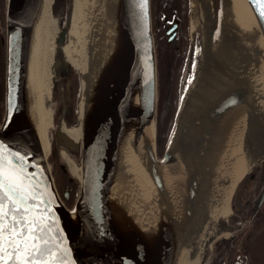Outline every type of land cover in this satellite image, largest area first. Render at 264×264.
<instances>
[{"label":"water","instance_id":"95a60500","mask_svg":"<svg viewBox=\"0 0 264 264\" xmlns=\"http://www.w3.org/2000/svg\"><path fill=\"white\" fill-rule=\"evenodd\" d=\"M42 1H6L4 112L0 123V145L4 146L6 158L11 160L15 167L23 169L25 176L35 186L38 197L43 201L42 209L49 228L47 238L51 240L50 248L66 264H92V261L95 264H172L183 238L191 232L190 229L198 218L214 163L213 157L218 155L216 150L219 138L224 133L231 112L237 107L249 104V88L245 84L233 82L215 97L205 100L204 104H196L185 121L179 123L181 110L161 157L157 147L156 121L155 146L147 140L144 142L145 164L155 182V199L153 197L152 200L154 206L150 219L146 222L130 197L119 187L116 164L117 144L127 116L133 109L129 101L137 78L141 110L140 129L154 114L156 117L158 115V64L152 2L147 0L145 4L143 0H118V27L116 31H103L102 58L97 64L93 78L85 89L82 88L87 105L81 123L83 137L80 143L74 142L61 131L66 99L64 92H60L62 115L55 132L56 149H66L81 158L79 192L74 205L69 207L65 201H70L71 193L64 191L65 201L61 197L49 159L36 134L35 118L28 110L29 52L37 12ZM198 1L204 9L205 22L196 28L199 37L192 42L194 50L191 77H194L198 66V46L203 48L204 53L209 51L219 26L220 31L222 30V19L218 20L214 5L203 0ZM247 1L264 39V17L261 15V12H264V0ZM69 6L70 0H67L68 19ZM169 21V17H165L162 22L166 42L179 51L181 21L178 17L173 18L170 23ZM66 26H58L60 33L56 40L55 53L62 52L66 40ZM203 31L206 32L204 41ZM61 63L67 61L58 58L55 60V71ZM69 91L70 84L66 87V92L70 93ZM67 100L71 101L70 94ZM70 109L68 107V110ZM259 118L260 115L256 112H252L248 118L246 138L249 142H246L244 147L248 162L251 161L250 138L254 139L253 123L258 120L261 122ZM177 130L179 133L175 147L192 156L188 163L180 203L174 200L160 167L171 158L169 146ZM258 150L260 153L264 152V148ZM263 163L264 159L254 165L248 163L249 170L238 182L234 193L242 180ZM263 202L264 189L258 198L255 211ZM69 208L73 212H80L86 247L71 225ZM236 228L231 225L229 228L220 227L219 231H234ZM7 264L12 262L8 261ZM237 264L246 263L239 261Z\"/></svg>","mask_w":264,"mask_h":264},{"label":"bare ground","instance_id":"6f19581e","mask_svg":"<svg viewBox=\"0 0 264 264\" xmlns=\"http://www.w3.org/2000/svg\"><path fill=\"white\" fill-rule=\"evenodd\" d=\"M203 1L213 4V0ZM52 2L43 0L37 12L27 81L28 110L35 118L36 134L47 158L51 150L50 132L54 114L51 105L56 78L53 60L58 53H55V38L59 32L57 20L52 14ZM191 6V26L195 30L205 22V12L198 0H192ZM69 8L66 43L62 52L66 61L80 74L81 85L85 89L102 58L103 31H116L118 27L119 4L118 0H72ZM221 19L220 36L202 56L199 75L186 97L179 123L185 121L196 104H204L205 100L215 97L233 82L248 86L249 104L237 107L229 116L224 133L219 138L218 155L213 157L214 163L198 218L191 232L183 238L172 264H201L205 240L225 235L215 228V224L219 216L226 218L231 213V198L238 182L248 172L250 165L264 159V152L258 150L264 148V39L247 0H222ZM205 38L206 32L203 31V41ZM129 104L133 109L120 132L116 170L119 187L130 197L147 222L154 206L155 182L145 164L144 142L147 140L155 146L157 117L154 114L140 129L139 78L133 84ZM86 105L82 95L78 127L69 128L65 121L61 123V131L77 143L83 137L81 123ZM250 112L260 115L261 122L258 120L253 123L254 139L250 138L251 161L248 162L244 147L249 142L246 134ZM178 133L179 130L175 132L169 146L171 158L160 167L174 200L180 203L192 156L175 147ZM61 155L70 174L81 178V167L70 154L62 150ZM69 220L86 247L80 212H73L69 208ZM92 264L95 263L92 261Z\"/></svg>","mask_w":264,"mask_h":264},{"label":"rangeland","instance_id":"374dc122","mask_svg":"<svg viewBox=\"0 0 264 264\" xmlns=\"http://www.w3.org/2000/svg\"><path fill=\"white\" fill-rule=\"evenodd\" d=\"M62 1L63 0H53L52 2V14L54 19H56L58 21V26L61 27H65L66 26V22L68 19V13H67V8L62 6ZM72 0H70L71 3ZM213 5L215 7V11L217 12L218 15V20L221 19V15H222V1L221 0H213ZM192 7H191V0H190V13H189V24H188V37H189V42H190V46L192 45L193 41L197 40V36L199 37V32L197 31V29L193 30L192 29ZM153 29H154V35H155V42H156V33L159 31L157 28H154V24H153ZM164 31V28H163ZM180 31V30H179ZM60 33V30L57 34V37L55 38V46H56V40L58 38V35ZM220 26L219 29L217 31V35L215 37V40L217 39V37L220 36ZM165 34V32H164ZM166 39V37H165ZM178 40H179V35H178ZM180 42V41H179ZM66 43V40H65ZM64 43V45H65ZM167 43V42H166ZM63 45V46H64ZM168 45V44H167ZM156 46H157V42H156ZM169 46V45H168ZM170 47V46H169ZM193 46H191L188 51L186 52V65L183 67L182 63L179 62L177 64V67H174V72H175V93L180 94L181 97V106L178 112V116L184 106L186 97L191 89V87L194 85L195 80H196V76L199 73V69H200V61L202 59V56L204 54L203 52V48L199 45L198 46V52H197V59H198V66L196 68V72L194 77H191V64L193 62ZM180 51V49H179ZM192 53V55H191ZM55 59L53 60L55 62V60L58 58L60 60H64L66 61V57L62 54V52H58L55 54ZM157 64H158V55H157ZM63 66L66 67H71L75 74H76V78H74L71 81H66L64 74L62 73V69ZM184 68V69H183ZM70 69V68H69ZM178 69V70H177ZM182 69V70H181ZM67 71H69L67 69ZM183 71V72H181ZM55 80H54V84H53V92H52V100H51V105L53 107V128L51 129V136H52V141H51V150H50V154L48 156L49 159V163L51 165V169L53 172V176L56 182V186L57 189L59 191V193L61 194V197L64 200L63 197V193L64 191H70L71 196H70V201L65 203L67 204V206L72 207L74 205V202L77 198L78 192H79V178L73 176L72 174H70V172L67 170L66 168V163H65V159L62 157L61 155V151L65 150L66 152H68V154H70V156L75 160V162L77 163V165L79 167H81V158L80 155L75 154V153H71L70 151L66 150V149H62L61 151H57L56 149V140H55V132L56 129L59 125L58 120L60 119L61 115H62V102L60 99V92H64L65 94V99H66V112H65V117L64 120L66 125L70 128V127H78L79 126V113H80V103H81V99H82V85H81V77L80 74L76 71L75 67L73 65H71L70 63H61L59 65L58 70L55 71ZM70 84V93L66 92V87L67 85ZM70 94L71 97V101L67 100V96ZM158 97H159V70H158ZM158 103H159V98H158ZM68 107H70L71 109L68 110ZM177 116V119H178ZM2 120V119H1ZM157 121H158V115H157ZM177 121V120H176ZM1 123V122H0ZM158 147V146H157ZM166 150V149H165ZM165 150L163 151L162 154L159 153V157L163 156ZM63 166L65 167V169H63ZM248 177H246L244 180H242V182L240 184H242ZM256 183L255 182H251L250 183V190L254 193V188H256V186H254ZM238 190L235 191V193L232 196L231 199V213L226 217L223 218V216H219L216 224H215V228L217 230H219L220 227L222 228H229L231 226L232 217H235V211H239L238 209L241 208V216L239 219V222L241 223L244 219L246 220V217L248 215L247 213V209L246 207L243 206L240 207V193L237 192ZM257 197V194H252L251 200L254 201L255 198ZM236 210H235V208ZM245 207V208H244ZM246 210V211H245ZM244 227V226H243ZM235 231L233 230H229V231H225V235L218 237L217 239H213L212 237H209L205 240V244H204V251H203V256L201 259V264H214L219 262H224L225 260L229 259L235 252V249L238 251L241 250L242 247V242L243 239H240L238 242V239L235 240V242H233V244H231L229 247L226 244L224 247L225 250L222 251V253L220 254L217 250V245L219 243H226V242H230L232 240V237L236 235V233H234ZM239 243V244H238ZM223 260V261H221ZM229 262V261H228Z\"/></svg>","mask_w":264,"mask_h":264},{"label":"trees","instance_id":"16d2710c","mask_svg":"<svg viewBox=\"0 0 264 264\" xmlns=\"http://www.w3.org/2000/svg\"><path fill=\"white\" fill-rule=\"evenodd\" d=\"M66 5L67 0H63L62 6L66 8ZM152 13L154 28L159 30L156 33L159 70L157 146L159 153L162 154L166 149L174 131L178 112L181 106L180 94L175 93L176 77L174 67H177L179 62L182 63L183 67L186 65V52L192 46H190L187 33L190 0H152ZM165 16L178 17L182 21L179 31L180 51H176L172 47L170 48L166 43L162 26V20ZM4 39V29L0 24V122L4 111L2 105L4 101L5 77ZM67 69L69 71H67ZM62 73L64 74L67 82L76 78L74 70L69 66H63ZM259 229L260 225L254 226L250 223L244 225V227L237 234L238 242L240 239H243L241 250L238 251V249H235V257L231 262H234V259L237 257L238 259L241 258L250 264H264V232L260 233ZM218 250L220 254L224 251V249L221 248V245H219Z\"/></svg>","mask_w":264,"mask_h":264},{"label":"snow or ice","instance_id":"6c2138e0","mask_svg":"<svg viewBox=\"0 0 264 264\" xmlns=\"http://www.w3.org/2000/svg\"><path fill=\"white\" fill-rule=\"evenodd\" d=\"M42 204L23 169L6 158L0 145V264H66L50 248Z\"/></svg>","mask_w":264,"mask_h":264},{"label":"flooded vegetation","instance_id":"af4514ba","mask_svg":"<svg viewBox=\"0 0 264 264\" xmlns=\"http://www.w3.org/2000/svg\"><path fill=\"white\" fill-rule=\"evenodd\" d=\"M6 1L7 0H0V24L2 25L3 29H4V34H5V11H6ZM165 17H169V23L173 21V16H165ZM164 17V18H165ZM163 18V19H164ZM180 19V18H179ZM181 21V19H180ZM163 22V20H162ZM182 23V21H181ZM181 27V25H180ZM5 45V44H4ZM170 48L173 46L169 45ZM4 56H5V48H4ZM5 67V64H4ZM3 108H4V101H3ZM251 182H255L256 184L254 186H256V188H254V193L250 190V183ZM264 189V163L262 165H260L254 172H252L248 178L239 185L238 187V193H240V207L243 206L246 207L247 210V217L246 220L244 219L241 223L239 222L240 219V214H241V208L238 209L239 211H235V217H232V223L231 225L234 227H237L234 231V233H236L235 236L232 237V240L230 242H226V243H219L217 245V250L219 248V245H221V248L225 250L224 247H226L225 245L227 244L228 247L233 244V242H235V240L237 239V234L239 233V231L243 228V226L245 224H253L254 226L256 225H260V229L259 232H264V202L262 204V206L255 211V207L258 201L259 196L261 195L262 191ZM252 194H257V197L255 198L254 201L251 200ZM244 207V208H245ZM245 210V211H246ZM224 246V247H223ZM219 252V250H218ZM235 257V253L232 255V258L230 257L229 259L225 260L224 262H217L214 264H237L239 261H242L246 264H250L249 262H246L244 260H242L241 258H235L234 262H231L232 259ZM223 261V260H221ZM229 261V262H228Z\"/></svg>","mask_w":264,"mask_h":264}]
</instances>
